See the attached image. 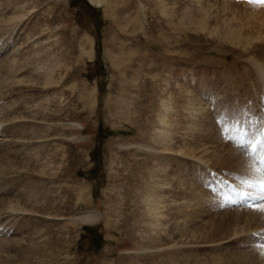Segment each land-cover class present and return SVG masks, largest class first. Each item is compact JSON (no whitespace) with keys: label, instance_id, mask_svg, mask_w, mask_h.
Instances as JSON below:
<instances>
[{"label":"rangeland","instance_id":"1","mask_svg":"<svg viewBox=\"0 0 264 264\" xmlns=\"http://www.w3.org/2000/svg\"><path fill=\"white\" fill-rule=\"evenodd\" d=\"M0 32V264H264V200L220 199L263 193L264 2L0 0Z\"/></svg>","mask_w":264,"mask_h":264},{"label":"bare ground","instance_id":"2","mask_svg":"<svg viewBox=\"0 0 264 264\" xmlns=\"http://www.w3.org/2000/svg\"><path fill=\"white\" fill-rule=\"evenodd\" d=\"M99 1V0H98ZM263 3V2H262ZM263 5V4H262ZM260 6V5H259ZM18 12V11H17ZM15 19H17V18H20V14H15V16H13ZM2 31V30H1ZM0 33H2V32H0ZM49 55H47V57H48ZM18 59V58H17ZM13 61H15V62H19V60L18 61H16L15 60V58H13ZM17 64V63H16ZM21 65V64H20ZM18 66V65H17ZM260 68H262V67H260ZM260 72H261V74H263V80H264V66H263V68L260 70ZM260 76V75H259ZM262 82H264V81H262ZM176 88V87H175ZM264 89V88H263ZM172 95V94H171ZM214 96V95H213ZM187 98V96L185 97V99ZM214 98H215V96H214ZM185 101V100H184ZM186 104V103H185ZM169 107H170V104L168 103V105H166V111H168V109H169ZM194 107L196 108V105L194 104V103H191V106L190 107H187L186 106V111L188 112V113H185V114H191V116H193L194 117V115H196V110L197 109H195V111H194V113H193V109H194ZM201 109H199V111H200ZM198 110H197V112H199ZM201 114V113H200ZM223 114V113H222ZM225 114H226V112H225ZM230 115V114H229ZM201 116H203V114H201L200 116H198V119L195 117V118H193V120L195 121L196 120V123H198V120H199V118L201 117ZM208 116H206L205 117V119L207 118ZM219 117V116H218ZM237 117V116H236ZM165 124L166 123V119L165 118H163L162 119V124ZM174 131H176L175 129L172 131V132H174ZM229 152H226V151H219V154H218V157H220V159L222 158L223 160H228V158L227 157H230L231 156V151H230V149L228 150ZM238 154H241V151L239 152V151H236ZM238 158V157H237ZM221 159V160H222ZM243 160H244V162H243ZM230 161H234L233 159H230ZM237 161V160H236ZM236 161H234L235 163H236ZM243 162V163H242ZM238 163H240L239 165H241V163L242 164H244L243 166H244V168H246L247 170L246 171H254L255 173H257V174H261V173H258V170H257V168L255 167V165H254V163H252V161L250 160V157H247L246 156V158H242V155H239V160L237 161V164ZM238 165V166H239ZM242 166V165H241ZM242 166V167H243ZM259 176V175H258ZM241 191H243V190H241ZM244 192V191H243ZM246 193V192H245ZM248 194H251V193H249V192H247ZM252 195H257V194H253L252 193ZM9 205V204H8ZM12 205V204H11ZM20 205V207H18ZM19 205H13L12 207H10L12 210H24V211H26V210H28L26 207H24L23 205H21V204H19ZM246 207V206H245ZM10 209V210H11ZM248 209H250V208H248ZM93 214V213H92ZM91 213L90 214H86V215H84V217L82 218V220L84 221V222H86V223H91L92 221H93V218L94 217H97V215L96 216H94V215H92ZM239 217H241V216H239ZM238 217V218H239ZM98 218H99V216H98ZM237 218V219H238ZM242 218V217H241ZM239 220V219H238Z\"/></svg>","mask_w":264,"mask_h":264},{"label":"snow or ice","instance_id":"3","mask_svg":"<svg viewBox=\"0 0 264 264\" xmlns=\"http://www.w3.org/2000/svg\"><path fill=\"white\" fill-rule=\"evenodd\" d=\"M258 2H264V0H258ZM238 143L240 147H247L248 145H251L252 152L256 153L258 151L260 153L261 163H264V132H262L261 138L259 139L253 138L249 140L246 136L245 139L239 141ZM261 190L264 191V181L261 183ZM258 210L264 212V206L260 207Z\"/></svg>","mask_w":264,"mask_h":264},{"label":"water","instance_id":"4","mask_svg":"<svg viewBox=\"0 0 264 264\" xmlns=\"http://www.w3.org/2000/svg\"><path fill=\"white\" fill-rule=\"evenodd\" d=\"M92 224L95 223V222H91Z\"/></svg>","mask_w":264,"mask_h":264}]
</instances>
